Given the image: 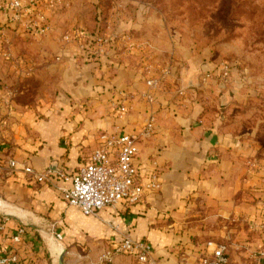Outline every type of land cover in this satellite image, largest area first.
Returning <instances> with one entry per match:
<instances>
[{
  "label": "crops",
  "instance_id": "0c3cea01",
  "mask_svg": "<svg viewBox=\"0 0 264 264\" xmlns=\"http://www.w3.org/2000/svg\"><path fill=\"white\" fill-rule=\"evenodd\" d=\"M36 3L16 22L14 10L0 14L11 55H0V250L13 247L19 264H106L101 254L128 235L146 240L159 264H203L218 245L226 247L228 264H253L251 253L264 249V146L253 125L227 127L202 104L171 99L167 83L146 99L151 90L136 66L107 58V51L93 59L81 42L63 41L58 27L31 37L30 20L56 21ZM20 57L36 62L35 70L25 74ZM150 116L153 131L140 136L134 163L142 181L154 176L159 186L141 202L87 215L62 198L68 181L37 182L8 167L14 160L75 174L103 136L140 132ZM134 261L128 254L113 258Z\"/></svg>",
  "mask_w": 264,
  "mask_h": 264
},
{
  "label": "rangeland",
  "instance_id": "374dc122",
  "mask_svg": "<svg viewBox=\"0 0 264 264\" xmlns=\"http://www.w3.org/2000/svg\"><path fill=\"white\" fill-rule=\"evenodd\" d=\"M34 1L39 10H51L49 17L53 14L56 21L45 24L42 33L34 30L31 37L58 27L63 41L81 42L89 57L107 51V58L136 66L151 90V99L145 94L146 99L154 100L167 83L173 88L171 99L202 104L208 116L223 119L227 127L235 122L242 129L253 125L264 146V0H21L26 9ZM18 18L14 13L15 22ZM4 27L0 21L1 48L10 59ZM67 33L71 36L65 39ZM94 48H100L98 56L92 55ZM20 59L25 74L35 70L36 62ZM21 81L13 84L16 97ZM17 234L12 235L15 243L23 233L15 240ZM262 250L251 253L253 264H264ZM11 255L15 260L5 264H19L13 247L0 250V258Z\"/></svg>",
  "mask_w": 264,
  "mask_h": 264
},
{
  "label": "built area",
  "instance_id": "2783aa9c",
  "mask_svg": "<svg viewBox=\"0 0 264 264\" xmlns=\"http://www.w3.org/2000/svg\"><path fill=\"white\" fill-rule=\"evenodd\" d=\"M3 0L0 5L3 13L8 9L15 10V17L23 13L21 0ZM34 29L37 32H44L47 26L34 23ZM76 32L74 35H78ZM71 33L65 35L68 39ZM3 38L0 37V50L2 56L9 55L8 50L1 48ZM98 43L102 39H98ZM105 42V41H104ZM100 48H94L92 55L98 56ZM151 83V81L149 82ZM8 92L9 98L13 95V90ZM149 99L151 95H146ZM8 99L5 104H9ZM120 115L124 114L126 107L119 106ZM153 131V116L149 117L148 122L140 132H123L120 134L106 135L102 137L99 146L89 153L78 167L75 174H67L63 170L37 171L28 164L17 166L14 160H8V167L12 169L20 168L37 182H49L56 185L53 178H61L70 183L66 189H61L62 198L70 205L76 206L84 214L95 215L102 208L117 204H134L141 202L145 193L149 190L158 188L155 177L142 181L139 178L137 167L134 160L138 153V141L141 135H148ZM24 229L20 227L14 239L23 233ZM60 238V234H56ZM118 254H128L134 257L133 264H159L154 256L150 245L146 240H133L128 235H124L121 241L112 249H107L101 254V258L106 264H113V258ZM260 259H264V250L259 252ZM15 256H4L0 258V264L13 262ZM203 264H228L227 250L224 245H218L212 251V254L203 260Z\"/></svg>",
  "mask_w": 264,
  "mask_h": 264
}]
</instances>
